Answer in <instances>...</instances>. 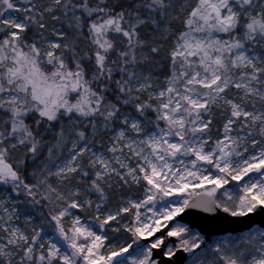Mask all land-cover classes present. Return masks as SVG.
Segmentation results:
<instances>
[{"label":"snow or ice","instance_id":"1","mask_svg":"<svg viewBox=\"0 0 264 264\" xmlns=\"http://www.w3.org/2000/svg\"><path fill=\"white\" fill-rule=\"evenodd\" d=\"M0 264H264V0H0Z\"/></svg>","mask_w":264,"mask_h":264}]
</instances>
